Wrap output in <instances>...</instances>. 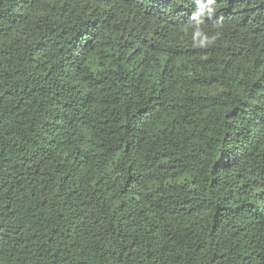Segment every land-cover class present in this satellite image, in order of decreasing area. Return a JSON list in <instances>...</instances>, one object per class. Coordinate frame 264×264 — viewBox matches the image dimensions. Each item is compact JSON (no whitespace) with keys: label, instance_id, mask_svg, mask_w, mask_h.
Listing matches in <instances>:
<instances>
[{"label":"trees","instance_id":"trees-1","mask_svg":"<svg viewBox=\"0 0 264 264\" xmlns=\"http://www.w3.org/2000/svg\"><path fill=\"white\" fill-rule=\"evenodd\" d=\"M0 0V264H264V0Z\"/></svg>","mask_w":264,"mask_h":264},{"label":"clouds","instance_id":"clouds-1","mask_svg":"<svg viewBox=\"0 0 264 264\" xmlns=\"http://www.w3.org/2000/svg\"><path fill=\"white\" fill-rule=\"evenodd\" d=\"M214 2L215 0H194L198 11L193 14L192 20L196 21L193 27L194 39L197 40L198 47H205L215 39V37L208 38L204 36L201 30V26L204 24V18H211L214 15L215 9L211 7Z\"/></svg>","mask_w":264,"mask_h":264}]
</instances>
